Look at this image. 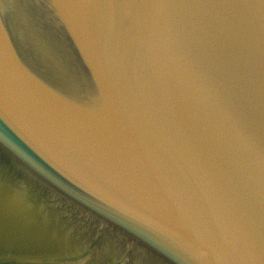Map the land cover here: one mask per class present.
<instances>
[{"label": "water", "instance_id": "obj_1", "mask_svg": "<svg viewBox=\"0 0 264 264\" xmlns=\"http://www.w3.org/2000/svg\"><path fill=\"white\" fill-rule=\"evenodd\" d=\"M0 264H264V0H0Z\"/></svg>", "mask_w": 264, "mask_h": 264}]
</instances>
